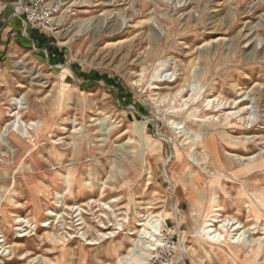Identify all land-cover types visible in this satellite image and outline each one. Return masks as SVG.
I'll list each match as a JSON object with an SVG mask.
<instances>
[{
	"label": "rangeland",
	"instance_id": "obj_1",
	"mask_svg": "<svg viewBox=\"0 0 264 264\" xmlns=\"http://www.w3.org/2000/svg\"><path fill=\"white\" fill-rule=\"evenodd\" d=\"M25 2L0 0V264H264V210L232 202L264 167L217 179L205 147L227 114L264 136V0H44L39 27ZM218 202L256 227L242 251L206 233Z\"/></svg>",
	"mask_w": 264,
	"mask_h": 264
},
{
	"label": "bare ground",
	"instance_id": "obj_2",
	"mask_svg": "<svg viewBox=\"0 0 264 264\" xmlns=\"http://www.w3.org/2000/svg\"><path fill=\"white\" fill-rule=\"evenodd\" d=\"M245 100L246 99H242L241 102H244ZM11 101H13V103L17 104V105L21 104V102H19L20 100H18L17 98H12ZM225 120L227 122H229L227 124V127L223 128L222 131L219 130L217 132V134L216 133L213 134L211 144H210V142H207L205 144L206 148H210V149L213 150L212 152L214 153V156H212L211 159L216 163L214 165L215 168H216L215 169L216 171L214 173H210V174L212 175V177L217 176V179H220L221 177L224 178V176L230 175V176L234 177L236 180L239 181L240 179H238L236 177V176H239V175H237L238 172L241 171V172L250 173V172H252V171H254V170L258 169V168L262 169L264 167V161H263L264 160V153L256 154L255 151H253V149L255 148V146H254L255 144H257V145L264 144V136H262V135L249 136L248 134H246L245 137H234L233 135L228 134L229 131H245V132H248L249 129L250 130L252 129V126L249 129L242 128L241 126H231L230 127L229 124H230L231 120H230V115L229 114H227L225 116ZM11 125H13V124H11ZM30 125L34 126L35 123L32 122ZM8 128H10V126L8 124L6 126H4L3 130L0 131V135L5 133L6 129H8ZM2 137H3V135H2ZM219 141H220V143H219ZM253 141H257V143H253ZM252 144H253V146H250ZM216 145H217L219 150H217ZM220 148H222V150H223L222 154L220 153ZM228 148H230L233 151H237L240 154H231L230 152H228V150H227ZM218 153H219L218 158H216ZM247 155H252V156L251 157H246ZM223 156L225 157V159L227 161L226 162L227 165L221 162V158ZM188 159L192 160L194 165L203 166L206 163L207 156L199 154V157H195L193 154H188ZM194 165H191V167L194 166ZM236 168H238V172L236 171ZM251 174L247 175L248 176L247 178H251L254 175H258L259 176V175L263 174V171L261 170V171H259V173H257L255 171V172H252ZM232 185L234 186L236 184L233 183ZM247 190H248V188L246 189V187L240 188L239 189V196L238 197H233L232 198V202L238 204L240 201H242L243 198H246V199L248 198V200H249V202H248L249 205L248 206L250 207V210H251L250 212L252 214L256 213L257 207L261 208V210H264L262 208V207H264V193H263L264 192V188L261 189L263 191L261 193L262 195H259L257 192H252L250 194V193H247V192H249V190L248 191ZM259 204H261V206ZM74 208H76V210L80 209L79 206L76 207V206H71L70 204H66V203L64 204V209H74ZM223 209H224V207L219 202L216 205H213L212 212H214V214L209 219V222H208V225H207V227L209 229L206 231V233L209 235V237L212 240H216V241L217 240H225L227 236H231L230 243L232 245L241 246V248H242L241 251H242L243 248L246 245L247 239H249V237L252 234L256 233V231H255L256 227L249 226L247 228L248 224H243V222H241L239 219H237L235 217L221 218L222 215L217 213L216 211H220V210H223ZM81 210L82 209H80V215L82 214ZM240 211H238V214H240ZM49 214H52V216L53 215H55V216L58 215L57 213L56 214L52 213V211H50ZM60 216L61 215H59V217ZM161 218H162L161 215H159V214L157 215L156 214V215H154V216H152L150 218L143 219L144 221L138 222V226H141L142 228L137 230V231L132 232L131 234H134V233L138 232L139 238L140 237L141 238L145 237V239H149V241H156L157 242L158 238L156 236H157L158 232H156V231L161 228ZM257 219H260V218L258 217ZM250 220H251V218H247L246 222H249ZM19 221H21L23 223L24 222L26 223V220H24V219L23 220H19L18 219L17 222H19ZM218 223H221V224L219 226H216V224H218ZM48 224H50V222L49 223L48 222L45 223L44 226H46ZM232 231L233 232L236 231L235 235L231 234V233H233ZM263 233L264 232H262V234ZM238 234H239V236H238ZM246 234H248L247 237L245 236ZM22 235L25 236L26 233H24ZM22 235H20V236H22ZM103 235H106V233H103ZM243 235H244V238L241 239V237ZM233 236H235V237H233ZM245 237L247 239H245ZM4 242H5L4 238L0 240V245H1L0 249L5 247ZM249 242H251V243L255 242L256 245H258L257 252L254 253V251H253L252 255L251 254L249 255V256H254L256 259H258L260 257V254H261L262 250H264V248H263V238L260 237L257 240L253 239V240H251ZM138 243H139V241H138ZM147 243H149V244H147V247L151 248V250H153L154 248L151 246V244H150L151 242H147ZM89 244H96V242L89 243ZM12 247H15V248L17 247L19 249L20 245H19V243H15V244H13ZM4 251H5V249H4ZM131 252H132V250H130L129 253H131ZM129 255L130 254H128L127 257ZM233 259L235 261H237L236 259H238V257L235 256V258L233 257ZM235 264H237V263L235 262Z\"/></svg>",
	"mask_w": 264,
	"mask_h": 264
},
{
	"label": "built area",
	"instance_id": "obj_3",
	"mask_svg": "<svg viewBox=\"0 0 264 264\" xmlns=\"http://www.w3.org/2000/svg\"><path fill=\"white\" fill-rule=\"evenodd\" d=\"M20 12L24 23L31 26L39 27L50 21L49 7L44 0H27L21 4Z\"/></svg>",
	"mask_w": 264,
	"mask_h": 264
}]
</instances>
